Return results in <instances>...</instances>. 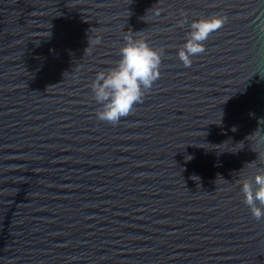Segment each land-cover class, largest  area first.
<instances>
[{"label": "water", "instance_id": "95a60500", "mask_svg": "<svg viewBox=\"0 0 264 264\" xmlns=\"http://www.w3.org/2000/svg\"><path fill=\"white\" fill-rule=\"evenodd\" d=\"M262 24L264 0H0V264H264L237 183L264 168ZM130 31L164 56L113 127L89 86Z\"/></svg>", "mask_w": 264, "mask_h": 264}, {"label": "clouds", "instance_id": "9594fccd", "mask_svg": "<svg viewBox=\"0 0 264 264\" xmlns=\"http://www.w3.org/2000/svg\"><path fill=\"white\" fill-rule=\"evenodd\" d=\"M156 14L159 15V11ZM180 15L182 19L177 21L176 27L184 28L188 23L187 14L181 12ZM227 20L226 16L213 15L191 22L186 42L178 50V59L184 67H191L192 57L206 51L204 42ZM141 36L142 31L126 33L124 45L119 49L120 59L114 67L97 72L89 86L92 98L100 105L95 112L97 119L113 127L118 126L122 118L134 113L136 106L144 102L146 93L160 78L164 50L152 48ZM93 43H100V39ZM258 159L264 163V153H260ZM237 183L253 218L264 220V168H258L254 177L238 180Z\"/></svg>", "mask_w": 264, "mask_h": 264}]
</instances>
